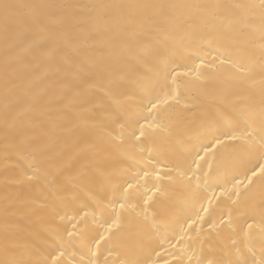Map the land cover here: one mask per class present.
<instances>
[{"label":"bare ground","instance_id":"bare-ground-1","mask_svg":"<svg viewBox=\"0 0 264 264\" xmlns=\"http://www.w3.org/2000/svg\"><path fill=\"white\" fill-rule=\"evenodd\" d=\"M5 2L18 8L7 19L0 9V261L38 264L50 251L49 233L69 223L61 219L65 212L71 213L80 204L88 203L93 197L98 199L105 192L111 199L105 177H114L111 183H123L135 180L137 174L143 177L141 185L146 186L139 188L133 203L139 208L155 203L149 217L163 212L167 215L158 216L159 231L142 217L138 218L139 223L134 220L125 233L129 240L124 247L113 249V254L108 256L110 261L149 264L150 260L159 259L162 264L163 261L197 264L202 259L207 264L223 256L230 245L231 230L221 231L220 221L229 213L234 216L236 213L235 205L228 199L230 192L222 194V188L233 190L235 181L242 180L244 183L237 185L240 192L248 193L245 199L251 204H259L264 193L259 165L264 164V158L257 151L238 147L218 159L220 148L211 152L205 147L214 143V130L206 129L231 111L230 104L222 103L225 95L230 103L238 102V96L259 106L264 99L259 64H254V74L243 86L238 80L225 83L235 71L227 64L218 65L219 72L202 69L213 72L203 80L179 77L188 81L182 89L185 103L164 120L165 130L145 129L155 133L145 141V151H130L128 146L134 142L127 137L137 129L134 121L150 124L151 117L157 115L155 110L148 111V101L136 90V81L164 51L162 40L167 39L170 45L187 34L192 46L187 48L188 54L180 58V63L189 69L200 58L212 62L211 53L197 51L202 35L197 28L203 23V11L223 14L226 9L121 8L114 10L112 20L105 23L99 19L100 10L91 6L244 4L252 7L244 10L243 15L258 25L260 0H0V4ZM32 5L41 7H27ZM36 12L40 22L33 19ZM148 15L157 16L160 31H151L144 24ZM52 21L56 25L50 32L45 24ZM132 33L135 38L127 40ZM84 39L88 40L86 45L82 43ZM253 39L255 42L249 45L247 55L254 62L260 54L259 35ZM233 59L245 62L240 56ZM72 61H86L87 71L81 74L83 82L78 90L69 89L68 81L73 77L63 70ZM117 112L133 116L125 132L124 150L114 147L119 140L107 136L108 131L113 135L121 131L119 125L111 122ZM221 130H226L223 125ZM249 130L258 139L259 122L253 123ZM198 153L205 157L199 160L203 175L199 183L193 182L191 190L166 178L177 175L176 165L187 167L198 160ZM36 163L42 172L35 173L39 179L29 180L25 172ZM163 165L173 170L168 172ZM153 168L155 173L151 171ZM253 168L257 175L248 183L246 174L250 176ZM146 169L149 175L144 177ZM160 172L165 173L160 183L171 185L163 197L153 189L156 174ZM148 195L153 200L145 206L143 201ZM73 197L76 203L66 207ZM158 199L162 203H156ZM202 206L209 208L208 215L201 211ZM116 209L119 211L118 205ZM111 212V208L102 214L98 212L96 219L110 220ZM198 213L203 220L197 218ZM209 221L217 226L216 230L209 226ZM88 229L89 237L104 230L98 223L93 224L90 217ZM156 249L162 251V256L154 255Z\"/></svg>","mask_w":264,"mask_h":264},{"label":"snow or ice","instance_id":"snow-or-ice-1","mask_svg":"<svg viewBox=\"0 0 264 264\" xmlns=\"http://www.w3.org/2000/svg\"><path fill=\"white\" fill-rule=\"evenodd\" d=\"M24 7V6H19ZM33 9H39L41 6L32 5L27 6ZM94 9L100 10L99 19L105 23L112 20V13L116 9L121 8H143V9H164V8H197L219 9L224 7L226 12L221 14L216 11H203L201 20L203 23L198 26L197 31L202 33L197 44L198 52H209L212 54V62H207L206 59L200 58L199 63L192 68H187L180 63L181 57L187 56V48L191 47L187 34L178 41L168 44L167 39H163L162 43L165 45L164 51L156 59V61L148 68V71L139 77L136 81V90L143 94V97L148 101V111L157 112L156 116L151 117L152 123L144 124L139 120H135L137 129L131 131L128 141L134 143L129 144L130 151L139 150L145 151V141L155 133L146 132V128H159L161 131L165 130L167 125L164 120L176 110L178 105L185 103V94L182 91L188 81L179 79V77L194 76L196 80H203L213 75L202 69H212L214 72H219L221 69L218 65H229L235 71L226 79V84H231L234 80H238L240 85L246 79H251L254 74V64H259V74L261 82V92L264 93V0H260L259 23L257 25L254 19L243 15L244 10L250 5H108L100 4L91 6ZM18 6L2 3L0 9L3 10L5 18L9 14L15 13ZM33 19L39 21L38 12L33 14ZM131 20V17H128ZM156 15H148L145 17L144 24L150 26L151 31H160V25L156 23ZM56 22L52 21L46 23L45 27L50 32L55 30ZM259 35L260 54L256 61L247 55L249 45L254 43V37ZM135 38V33H132L127 40ZM79 39V38H78ZM159 39V38H158ZM126 40V42H127ZM83 44H87L88 40L84 39ZM108 43H111L109 41ZM174 49V50H173ZM79 51V48L77 49ZM234 56H240L245 62H240L233 59ZM218 61V64L216 63ZM175 65V66H173ZM67 75L73 77L68 81L70 90H78L80 84L83 82L81 74L87 71L86 61H72L68 68L63 69ZM238 102L229 101L228 95L223 96L222 103L229 105L231 111L227 116L221 115L220 122L213 121L207 130L213 131V141L207 146V151L215 152L220 148L218 159H223L225 154L233 152L235 149L243 148L245 151H257L264 158V99L261 100L259 106H254L251 101L240 99L237 96ZM113 124L120 126L121 131L113 135L112 131L107 132V136L111 137L113 141L119 140V144L114 147L118 150L125 148V132L133 122L132 115H126L123 112L114 114ZM259 122L261 131L258 133V139L253 135V131L249 130L253 123ZM221 125L226 130H221ZM241 125L244 127L242 128ZM143 138V139H141ZM229 141H243L242 144L229 143ZM207 155V152L205 153ZM198 160H193L191 165L184 167L180 164L176 165V176L168 175L166 178L173 182V184H181L185 190H191L193 182L199 183L203 175L202 166L199 160H204V156L197 154ZM151 162V154L149 155ZM205 164L208 161L205 160ZM211 166V165H209ZM168 172L173 169L168 165H163ZM199 169V171H197ZM155 173V168L151 170ZM42 172L38 163L33 164L26 170L25 175L27 179H39L35 173ZM260 181L264 183V164L259 165ZM103 175V174H101ZM149 170H144L143 176L147 177ZM165 175L164 172L156 174V180L153 182L154 192H159L161 197L165 196L171 185H163L160 183L161 178ZM257 175L255 168L251 169V175L246 174L248 183H252V177ZM109 181V189L111 199H108V192L103 193L98 199L90 198L88 203L80 204L71 213L65 212L61 219L69 221L68 224L60 225L53 229L50 235V242L47 243V248L50 251L38 261V264H130L129 261H110L109 255L113 254V249L117 247H124L129 240V236L125 233L129 230L128 226L135 220L139 223L140 217L144 221L150 223L153 229H156V220L158 216L167 213H158L149 217L148 212L155 208V203L150 207L139 208L133 201L136 199V192L139 191L141 185L140 181L143 179L139 174L135 180H125L123 183H111L114 177H105ZM244 181L236 180L232 185L233 190L222 188V194L225 191L230 192L228 199L235 205L234 216L229 213L227 217L222 218L220 224L224 228L231 230L230 245L224 250V255L209 260L207 264H264V193H262L259 204H251L245 198L248 196L247 192H240L237 185L243 184ZM133 189L136 191L134 192ZM250 191V190H249ZM59 195L58 193H54ZM62 198V197H61ZM235 198V199H234ZM153 200L152 195H148L144 199L145 206L149 205V201ZM76 198L66 203V207L70 204H75ZM156 203H162L159 199ZM211 204V201H209ZM119 206L117 211L116 206ZM108 208L112 209L110 220H97V213H103ZM201 211L209 214V208L203 207ZM89 217L93 224H99L104 228L103 232L97 231L94 236L89 237ZM199 220L204 217L197 214ZM195 223V221H193ZM209 226L216 230V225L209 221ZM62 229V231H61ZM115 229V231H114ZM159 231V229H156ZM219 235V232H217ZM183 239V237H181ZM195 243V242H193ZM183 251H187L182 249ZM166 251V249H165ZM107 253V255H106ZM117 255L119 253H116ZM195 249H192L191 255H195ZM156 257L162 256V251L154 250ZM187 258H191L188 256ZM0 264H17L16 260L0 261ZM149 264H162L161 260H150ZM163 264H169L168 261H163ZM197 264H205L202 259L197 260Z\"/></svg>","mask_w":264,"mask_h":264}]
</instances>
